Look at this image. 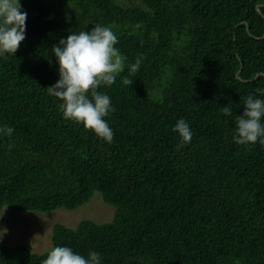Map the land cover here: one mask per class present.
Here are the masks:
<instances>
[{
    "label": "trees",
    "instance_id": "16d2710c",
    "mask_svg": "<svg viewBox=\"0 0 264 264\" xmlns=\"http://www.w3.org/2000/svg\"><path fill=\"white\" fill-rule=\"evenodd\" d=\"M126 1L21 0L26 38L0 58V126L14 128L0 137V210L75 209L99 190L112 220L54 223L52 247L95 250L102 264H264V145L233 141L242 98L264 88V0ZM95 23L126 57L99 89L116 109L111 143L64 119L47 90L53 46ZM180 118L188 144L173 131ZM47 252L0 243V264Z\"/></svg>",
    "mask_w": 264,
    "mask_h": 264
},
{
    "label": "clouds",
    "instance_id": "9594fccd",
    "mask_svg": "<svg viewBox=\"0 0 264 264\" xmlns=\"http://www.w3.org/2000/svg\"><path fill=\"white\" fill-rule=\"evenodd\" d=\"M28 13L23 10L21 0H0V58L15 55L26 38ZM118 36L108 26L95 23L91 30L70 32L66 38L52 48L59 65V79L47 87L48 93L58 98L64 119L83 124L107 143L114 139V131L106 117L116 109L111 97L100 91L102 85L111 86L125 67L126 57L115 47ZM139 62L130 66L135 72ZM124 85L131 86L133 80L122 77ZM243 99L244 111L236 118L233 141L248 145H264V88L256 87ZM225 115L232 109L224 107ZM173 131L178 133L181 145L191 142L193 131L185 118L177 120ZM14 128L0 126V137L11 136ZM0 234V238H2ZM42 264H102V256L92 250L87 256L67 245L50 248Z\"/></svg>",
    "mask_w": 264,
    "mask_h": 264
},
{
    "label": "rangeland",
    "instance_id": "374dc122",
    "mask_svg": "<svg viewBox=\"0 0 264 264\" xmlns=\"http://www.w3.org/2000/svg\"><path fill=\"white\" fill-rule=\"evenodd\" d=\"M125 4L127 2L126 0ZM115 208L103 201L99 190L91 198L75 209L57 208L52 211L12 212L6 207L0 210V243L14 245L26 244L33 252H44L52 248L51 230L54 223L76 228L82 220L98 224L112 220Z\"/></svg>",
    "mask_w": 264,
    "mask_h": 264
}]
</instances>
